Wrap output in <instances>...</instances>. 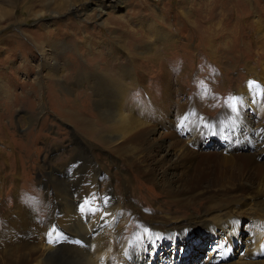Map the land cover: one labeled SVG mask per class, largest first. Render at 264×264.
I'll list each match as a JSON object with an SVG mask.
<instances>
[{
    "label": "rangeland",
    "instance_id": "obj_1",
    "mask_svg": "<svg viewBox=\"0 0 264 264\" xmlns=\"http://www.w3.org/2000/svg\"><path fill=\"white\" fill-rule=\"evenodd\" d=\"M110 69L127 76L132 112H126L135 121L152 122L150 130L166 145L169 129L181 139L171 153L173 159L185 150L181 167L213 168L225 184L243 171L239 154L264 163L256 145L264 120V0H0V264H15L7 255L12 237L39 246L57 240L56 228L66 227L68 216L52 205L49 181L81 177L80 161L87 160L83 188L98 194H84L82 215L106 209L98 200L108 187L122 200L105 229L117 237L103 249L117 255L97 264H264V230L262 238L247 239L264 220L245 207L250 196L222 215L210 206L206 221L208 201L174 212L178 207L161 188L117 151L119 141L91 134L103 124L96 84ZM70 108L77 113L68 115ZM83 116L91 122L86 130ZM230 118L245 121L239 133L230 130L233 145L220 129L204 131ZM93 165L102 171L97 183ZM143 217L194 227L153 229L161 240L152 246ZM135 235H144L148 254L136 253L142 247L126 252Z\"/></svg>",
    "mask_w": 264,
    "mask_h": 264
},
{
    "label": "bare ground",
    "instance_id": "obj_2",
    "mask_svg": "<svg viewBox=\"0 0 264 264\" xmlns=\"http://www.w3.org/2000/svg\"><path fill=\"white\" fill-rule=\"evenodd\" d=\"M103 9L104 5L100 7V10ZM126 77V74L123 73L118 75L110 69V72L103 77L104 79L102 78L104 82L102 80V83L96 84L97 95H100L101 97L96 98L95 105L98 108L103 124L101 129H91V134L94 137L105 136L112 138L110 141H119L117 145L118 147L116 148L117 151L121 154L127 153V158L131 160L139 173H142L145 178L150 179L161 188V190L167 195L170 204H175L178 207L174 212L177 210L184 211L191 208L199 209L201 208L202 201H208L207 203H209V205L207 204L208 206L203 207L204 209L202 212L205 217L203 220L206 221L211 215L210 210L212 207L210 206H213V208L217 207L216 214H221L222 212V214H224L225 212L234 210L236 207L238 208V205L241 204L240 201L250 196L251 202L250 204H245V207L250 206V210H252L257 216H264V163L257 162L258 157L256 154H239L242 156L241 167L243 171L236 179L224 182L225 184L219 180V176L213 168L199 171L195 168L194 164L181 167V157L182 155H185V150L180 155L177 152L178 157L173 159L171 157L173 148L176 147L175 145L181 143V139L177 137L175 131L169 129L168 135L172 137V141L166 145L168 141L164 139L162 135H156V133H152L150 130L153 125L152 122L135 121L132 115L126 112V109L132 112L131 105L126 102L128 99L127 91L131 87V85L129 86V84H127ZM130 83H135L134 85H136L135 81ZM166 89L167 88L164 90ZM250 94L255 96L252 92ZM67 113L68 115L75 114L77 113V110H72V108H70L67 109ZM263 114L264 112H262L260 116H264ZM79 119L83 122L82 129L86 130L91 123L90 120L86 119L84 116ZM186 121L187 119L181 121V124L185 127H187L188 124ZM263 121L260 122L261 127L256 129V145L257 148H260L259 152L262 153H264ZM244 122L245 121L241 118H230L224 120L223 124L218 126V121L214 120L211 123V126L208 125L207 128H204V131L207 130L209 133H214L220 129L218 133L219 136L228 138V144L233 145L235 142L231 140L233 137L230 130L234 134L239 133L240 129L238 126ZM236 136L239 135L237 134ZM183 148V146L178 147L180 150ZM85 150L87 149L83 147L81 148V152ZM193 154L199 153L194 152ZM79 165L80 168L78 172L81 177H53L49 181L50 191L53 194L52 205H54L55 208H61L62 211H64L68 216V225L63 229L62 227L56 228L58 238L51 246H45L44 244L43 246H39L35 243V239L30 242H24L27 240L20 241L21 239L12 237L10 246H12L13 249L8 251L7 255L15 261V264H97L98 261L101 260L106 263L112 262L115 255H117L115 254L116 250L107 252L103 249L110 241L112 243L115 242L117 237V234L112 231H106L105 229L108 223H110V219L116 218L118 214L116 209L119 202L122 200L116 199L115 195L110 192V187H108L105 195L98 200L100 204L102 201L103 204L105 203L107 205L106 209L101 210L100 208L95 215H82L81 212L86 210L85 205L87 204V198L84 194H89L90 189H92L93 192L95 191V194H98V192L96 189L94 190L91 185L83 188V181L87 179L88 173L85 172V169H90V165H92L91 161L87 160L84 163H81L80 161ZM54 170L56 169L50 170V173ZM93 170L91 173H93L95 183H97L102 176V171L98 169L97 166H94ZM82 171L85 173H82ZM54 188H58V192L61 188V192L54 194ZM221 201L224 202L221 203ZM130 210H136V205H130ZM104 211L109 212L110 214H106ZM174 212L171 211V213ZM175 215L173 214L172 216ZM198 222L201 221H196L197 224ZM143 223L151 224L150 228L152 229L149 227L147 228L148 233H146V239L151 237L149 242L152 246L157 244V240H161V238L158 239L157 237V234H160L161 231H157V233L153 234V229L159 230L162 228L166 231L176 232L182 227L183 230L186 227H194L193 224L187 223V221L181 224H173L170 222L165 223V221H161L159 218L155 219L154 217H143ZM223 228L224 226L221 227V230H223ZM263 230L264 220L262 230L258 231L252 229L251 235L253 236H249L247 239L249 240L256 237L262 238ZM10 235L11 234L9 233L8 236ZM140 239L146 240L144 235H135L130 239L126 243V252L129 251V254H133L136 249L142 247L136 253L139 255L142 252L148 254L147 248L144 249L142 246L143 244L141 245L142 242ZM129 243L132 245L130 244L131 246H129ZM41 250H43L41 259H37V262L32 261L34 259L33 254H37ZM106 255L109 259L106 258Z\"/></svg>",
    "mask_w": 264,
    "mask_h": 264
}]
</instances>
